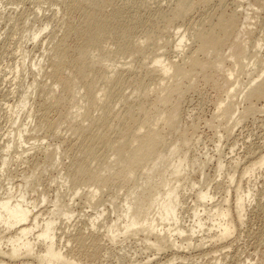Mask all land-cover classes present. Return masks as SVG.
Segmentation results:
<instances>
[{
    "label": "bare ground",
    "instance_id": "1",
    "mask_svg": "<svg viewBox=\"0 0 264 264\" xmlns=\"http://www.w3.org/2000/svg\"><path fill=\"white\" fill-rule=\"evenodd\" d=\"M54 3L61 11L63 9V15L67 17L65 21L64 18L61 19L64 22L62 35H58L57 39L56 31V36L49 35L51 45H47L46 57L43 56L48 61L47 67L44 66L47 68L44 69V75L50 80V84L40 85L36 82L37 79L32 83H37L36 89L40 90L43 98L42 105L36 109L39 113L32 130L45 132L48 137L53 138L64 126L73 143L70 144L68 140L69 145H65L67 148L64 147L63 151H59L58 146H39L42 169L52 170V167L61 165V154L64 152V156H68L70 160L63 164V173L57 172L70 186L77 188L75 194L82 189L86 196L96 195L102 193L105 188L110 194L109 201L112 205L118 196H123L121 214L117 215L114 221L111 220L110 224L103 219L101 221L106 233L111 234L113 240L119 232L116 229L120 227V222H123V230L119 234H123V237L138 236L137 239L141 238L148 243V247L157 252H177L182 247H202L205 238L194 237V241L192 236L203 232L204 226H207V234L213 230V233L208 235L213 241L230 237L236 229V224L244 222L245 202L252 200V189L242 188L241 180L235 183L234 209H230L227 204L229 186H226L227 198L224 203L213 204L209 208L204 201H211L214 196L209 189L200 190L191 210V220L197 228L191 226V230H185L179 224L178 206L181 202L177 193L178 186L172 183L179 182L177 178L185 164H194L196 160H189L188 149L182 151V147H179L188 143L184 133L180 132L183 135L169 141L166 138L168 134L165 135L159 125L170 132L179 129L180 100L185 90L193 87L196 72L204 82L212 80L214 88L224 93V98L219 103L227 102L223 107L219 104L217 109L227 133H230L231 128L244 116L256 114L257 111L264 112V105L259 108L256 104L264 100V57L255 50L250 57L253 60L250 67L245 53L246 44L243 42L239 45L243 59L241 68L251 77L247 89L241 92L242 99L248 101L247 107L242 110L236 107L238 103L233 100L239 81L232 79V70L227 68L225 58L222 57L224 50L232 49L243 34L251 33L249 28L246 31L250 21L249 14L244 10V13H241L242 10L228 12L220 5L218 12L208 10L198 20L193 18L185 23L193 17L188 19L189 13L195 10L196 6L203 5L202 8L207 10L211 0H54ZM61 23L58 25L61 26ZM47 26L48 23L41 30L33 32L32 38L37 41ZM181 27L180 32L177 28ZM186 39L190 40L188 44L192 49L188 45L190 51L187 49L185 52ZM259 44L261 42H257V46ZM170 45L175 47V52L185 54H180L182 57L179 55L181 58L177 61L169 58L165 61L164 52L166 54ZM119 64L123 68H117ZM255 71L259 72L256 74L257 78L252 77ZM27 94L28 92L23 95L15 106L16 110L12 111L17 118L24 108H27L26 116H35L31 107H27ZM26 128L19 127L11 133L14 132L17 140L23 142L24 133L28 131ZM62 140L66 144V141ZM11 142L15 141L8 140L6 152L11 145H15ZM20 155L16 157L23 160L24 157ZM5 159L0 166L1 172L8 164ZM233 162L234 166H231L236 173L235 169L240 163L237 160ZM220 163L219 171L223 166V162ZM261 168L264 169V149L249 160L248 164L243 165L241 178L252 177L255 170ZM227 177L232 185L235 182L234 174H228ZM23 182L26 181H22L19 189L15 191L18 192L17 195L11 193V183L7 191L0 194V264H7L5 259L9 262L16 261L18 264H81L80 256L84 254L80 255L76 249L74 253L67 251L64 246H68L69 242H72L78 251H82L87 245L96 252L95 249L100 246V237L92 233L87 236L89 232H62L66 243L60 244L55 230L56 222H59L62 216L63 220H71L75 212L68 203L57 198L53 204L54 208L56 206L55 211H48L47 217L41 215L43 220L40 223L41 216L36 214L35 210L40 201H45V193L41 191L40 198L30 202ZM36 183L37 181L32 182L33 185ZM190 186L193 188L195 182L191 181ZM36 188L29 186L31 193L35 192ZM230 211H234L236 223L229 219ZM103 212H96L94 218L89 216L93 230L101 227L98 220L103 216ZM204 214L206 218H202ZM207 218L211 221L210 225L203 223ZM188 231L190 233L185 235ZM86 238H89L88 242ZM89 251H84L87 257ZM95 252L90 254L98 256ZM92 258L94 259V256ZM260 260L259 264H264V259ZM220 261L217 260L216 264ZM130 264L138 262L133 260Z\"/></svg>",
    "mask_w": 264,
    "mask_h": 264
},
{
    "label": "rangeland",
    "instance_id": "2",
    "mask_svg": "<svg viewBox=\"0 0 264 264\" xmlns=\"http://www.w3.org/2000/svg\"><path fill=\"white\" fill-rule=\"evenodd\" d=\"M220 5L228 12L242 10L241 13L245 11V13L249 14L250 21L248 26L250 27L247 26L246 31L249 28L248 31H251V33H248V35L247 33L241 34V38L234 43L233 48L223 49L224 52L222 55V57L225 58V65L232 70V77H234L232 79L239 81V84L236 85L237 92L233 100L238 103L236 107L242 110L247 107L248 101L242 99L243 94H241V92L247 89V83L251 77H248L241 68V60L243 59L241 58L242 53L239 45L245 42V53L247 60L250 62V67L253 61L250 57L255 50L259 51V55L264 57V0H211V4L207 10L202 8L203 5L196 6V8L194 7L195 10L189 13L188 19L193 17L186 20L185 23L189 22L191 19L193 20V18L198 20L200 16L208 10L218 12ZM0 14V48L4 45L2 49H0V166L4 158H6L5 160L8 163L6 168H4L2 172L0 171V194H2L3 191L6 192L9 185L12 184L11 187L13 186V190H11V193L13 192L12 194L17 195L18 192L15 191L19 189L18 186L22 184V181H26L23 182V188L25 187V190H27V197L31 199L30 202L32 200H38V198H40L39 193L44 191L46 196L45 201H40L35 211L36 214L39 213V216L43 215L46 217L48 211H52L51 209L54 210L56 208V206L54 208L53 204H55L57 198L68 203L75 214H73L71 220H63L62 216L59 222H56L55 230L57 236L60 238L59 243H66L63 237L68 231L70 234H74L76 233L75 231L79 230L85 234L89 232L87 236L92 233L100 237V240H98V246L100 245V248L97 246L99 249H95L96 252L87 245L82 251H78L72 242H69L68 246H64L70 253L72 251L73 253L77 251L80 255H85H79L81 264H130L133 260H136L138 264H216V261L219 259L221 261L218 264H259V262H261L260 259H264V169L255 170V175L249 178H247V176L241 178L240 174L243 165L248 164L249 160L264 149V112L257 111L256 114L253 113L244 116L239 120L240 122H238V124L231 128L232 131L227 133L228 131H225L226 128L224 127V121L221 116H218L217 109L220 104L219 102L224 98V93L214 88L212 80L211 82L210 80L204 82L203 78L200 77L201 75H198V72H196V75H194L196 78L193 77L194 80L193 82L191 81L195 88L192 87L185 90V94L183 93V98L181 97L182 99L180 100V130L178 129L170 132L167 128L163 129V126L159 125V128L164 131V134H168L166 138L169 141H174L175 138L183 135L181 133H184L186 138H188V143L180 145L179 147H182V151L183 149L184 151L188 149L187 155L189 156V160L192 162L196 160L194 164H185L182 172L177 178L179 182L173 181L172 183L178 186L177 193L179 194V200L181 202L178 206L179 224L185 230H191L193 226L197 228L196 225L193 224V220H191V210L196 200V195L200 190L209 189L211 195L214 196L213 200L204 201L206 207L209 208L211 205L213 206V204L224 203L225 198H227L226 186H229V202H227V204L230 209H234L235 192L233 187H235V183L240 180L242 183L241 187L244 189L250 187L252 189L251 196H253L252 200H247V202H245L246 211L244 212V222L242 224H236V229L230 237L225 240H217L215 238L216 241H213L214 239L211 240L212 237H208L209 234L213 233V230L207 234V231H205L207 226H204V233L200 232L192 236V240L194 241L196 239L205 238V240L202 241V247L193 249L182 247L179 249L180 251L177 250V252L175 250L157 252L153 248L148 247V243L142 241L141 238L137 239L138 236L123 237V234H119V232L123 230L121 226L123 222H120V227L116 229L119 230V232H117V236L115 234V240H113V236L106 233V228L103 227L104 224L101 221L103 219V221L105 220L104 222L110 224L111 220L114 221L116 216L121 214L123 196H118V198L115 199V205H112L109 201L110 194L105 188L102 193H97L96 195L91 194L90 196H86L83 194L82 189L75 194L77 188L70 186L64 181L63 177H60L58 174L59 171L60 173L64 172L62 166L69 162V157H65L63 152V155L61 154V165L52 167L51 169L53 171L50 170V168L43 170L41 155L38 149L39 146L40 148L58 146L60 148L59 151H63L64 147L68 146L69 143L71 144V142L73 143L71 135L68 137L69 132L62 126L63 128L61 127L57 134L53 136V138H50L45 132H35L32 130L33 125L37 122L39 113V110H37V113L36 109L40 108L43 99L41 98L40 90L36 89L38 88L36 82L40 85L43 83H48L47 85L50 84V80L45 78L44 75V69H47L46 65H48V61L43 57H46L48 50L47 45H49V47L51 45V43H49V35L51 34L50 36H52L55 34L54 36H56L57 33L56 39L58 35H62L63 31L61 30L62 27H64V22L62 20L64 18L65 21V17L67 16L63 15V9L61 11V8L54 3V0H0ZM56 18L57 20L59 19V21H57ZM55 21H61L62 23H60L63 26L58 25L60 23ZM47 23L49 26L42 30L41 36L37 38V41L34 40L32 38L33 32L41 30ZM183 28L185 27L183 26ZM177 29H180V32L182 31V27ZM172 31L175 30L172 29ZM189 41V39L185 41L187 45V47H185L186 49H184L185 52L189 49L188 45L192 49V46L188 44ZM257 42H261V44L257 46ZM170 46L172 47L170 48ZM170 46L169 49L167 48L166 54L164 52L165 61L169 59L177 61L183 56L182 53L185 54L184 52H175V47L173 45ZM161 49L159 50L162 51ZM199 55L201 54L199 53ZM232 55L234 56L231 58ZM40 65H42L43 68H41ZM118 66L117 68H123L120 64ZM39 68H41V70H39ZM256 74H259V72H253L252 77L257 78ZM34 79L38 81L36 80V84L32 85ZM35 85L37 87L34 89ZM127 90L129 91V89ZM127 90L126 92H128ZM27 92V107L30 106L34 115L37 116H31L32 118L30 117V119L26 116L27 108H24L19 114L20 117L18 116L17 118V115L12 111L13 109L16 110L15 106L19 104L20 99H22L23 95ZM239 94H241V96ZM226 102L227 101H224L220 106L223 107ZM256 104L257 107L260 108L264 105V100H260ZM116 108L118 109L119 105H117ZM19 127L21 129L27 127L26 129H28V131L24 133L23 142L17 140L14 132L11 133L13 129L15 130ZM62 139L66 141V144L63 143L64 141ZM8 140H14L15 142L11 143L15 145H11L12 147L6 152L5 146ZM68 140H70L69 143H67ZM190 143L191 146H189ZM18 154H21L20 156L24 157V159L21 160L19 157H16ZM234 160L240 163L235 169L236 173L234 172V167L232 168V166H234ZM219 161L223 162L220 171L219 164L221 163ZM56 168L61 169L57 170ZM3 172H5V174ZM231 173L235 176V182H233L232 185L229 183V178L227 177L228 174ZM6 175H8V177H6ZM34 181H37V183L33 185L32 182ZM191 181L195 182L193 188L190 186ZM25 184H27V186H25ZM30 185L37 187L35 192L31 193L32 191L29 190ZM91 189L92 188H90V190ZM105 191L107 192L105 193ZM121 193L122 192H120L119 195H121ZM73 194H75V196H73ZM251 196L249 198H251ZM113 207L115 208L113 209ZM101 211H104L103 216L98 220V224L99 222L102 223L99 224L101 227H98V230H93L89 222V216L90 218H94L95 216L93 215H95L96 212L101 213ZM43 216H41L42 218L40 217V223L43 220ZM203 217L206 218L205 214L202 215V218ZM235 218L234 211H230L229 219L233 221V223H236ZM62 220L65 222V225L62 223ZM121 220L122 218L120 221ZM203 223L210 225L211 221L207 218ZM63 226H65V228ZM189 233L188 231L185 235ZM88 240L89 238H86L87 242ZM86 248L87 251L90 250L91 252L98 253V256H96L97 254H90L91 252L89 251L88 255H91V258L89 256L87 257V254L84 253V251L87 253ZM92 256H94V259ZM236 258L239 259L237 260ZM5 260L7 264H18L16 261L9 262L7 259Z\"/></svg>",
    "mask_w": 264,
    "mask_h": 264
}]
</instances>
